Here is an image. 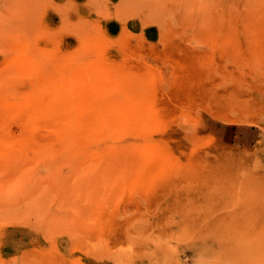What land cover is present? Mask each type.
Instances as JSON below:
<instances>
[{
  "label": "rangeland",
  "instance_id": "1",
  "mask_svg": "<svg viewBox=\"0 0 264 264\" xmlns=\"http://www.w3.org/2000/svg\"><path fill=\"white\" fill-rule=\"evenodd\" d=\"M0 264H264V0H0Z\"/></svg>",
  "mask_w": 264,
  "mask_h": 264
}]
</instances>
